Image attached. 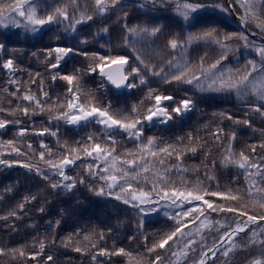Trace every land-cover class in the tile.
<instances>
[{
    "label": "snow or ice",
    "instance_id": "snow-or-ice-1",
    "mask_svg": "<svg viewBox=\"0 0 264 264\" xmlns=\"http://www.w3.org/2000/svg\"><path fill=\"white\" fill-rule=\"evenodd\" d=\"M12 29L49 40H0V168L34 182L0 190V264H264V0H0ZM79 192L117 225L76 227Z\"/></svg>",
    "mask_w": 264,
    "mask_h": 264
},
{
    "label": "trees",
    "instance_id": "trees-1",
    "mask_svg": "<svg viewBox=\"0 0 264 264\" xmlns=\"http://www.w3.org/2000/svg\"><path fill=\"white\" fill-rule=\"evenodd\" d=\"M233 27H235V25H233ZM0 32H3V35H0V40L6 41L9 47H19L25 50L29 55L32 51L40 49L43 44L49 40V35L47 34L43 37L42 40L33 38L26 39L23 31L17 29H12L6 32L4 30H0ZM0 77H2V73H0ZM3 79H0V83H3ZM133 102H135L134 99L127 96V94H120L119 103L121 106H123L124 103ZM113 103H117V100L115 98H113ZM224 107L226 106L220 104L218 101H209L207 103L200 104V110L196 111L194 114H191L188 117L176 121L174 126L168 131L163 130L164 126H157V128L153 129L150 134L165 136L172 139L176 137L186 136L189 133L195 134L199 132L200 134H203V129L201 126L207 122L205 118L210 117L212 112L219 111ZM61 134L69 141H71L73 137L79 138L84 136L85 132L77 129L66 130L62 127ZM240 139L241 137L238 136V140ZM190 163H198V161H190ZM17 181H19V184L21 185L27 183L29 187H31L34 183L32 181L24 180L22 169L4 170L0 168V190H3L7 185H16ZM86 197H89V194L87 192H79L72 200L73 207L78 208L79 210L77 217L74 218L77 221L76 227H95L99 229L104 228L106 225H117L118 221L113 217L114 209L110 204L105 203L100 198L89 197L86 199ZM66 199L67 197H61L60 200H53L52 203L62 207V202ZM66 219H68V217H66ZM72 223L73 219H69V230H71ZM29 231V226L25 225V227L20 230L19 238L21 240L33 239L32 236L28 235ZM129 233L130 224L127 220L122 219L119 222L118 229L114 231L112 235L116 237L115 242L119 245L125 242V237L128 236ZM36 235L41 234L37 233ZM111 244L112 241L109 240V246H111ZM61 251L64 250L61 249ZM69 255L71 259L69 260L67 258H64V264H83L84 261H87V257H80L79 259H77L79 257L78 253L70 252Z\"/></svg>",
    "mask_w": 264,
    "mask_h": 264
}]
</instances>
